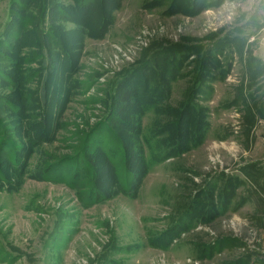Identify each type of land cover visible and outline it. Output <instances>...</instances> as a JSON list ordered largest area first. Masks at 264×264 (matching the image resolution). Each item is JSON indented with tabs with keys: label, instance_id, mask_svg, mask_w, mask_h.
Segmentation results:
<instances>
[{
	"label": "rangeland",
	"instance_id": "374dc122",
	"mask_svg": "<svg viewBox=\"0 0 264 264\" xmlns=\"http://www.w3.org/2000/svg\"><path fill=\"white\" fill-rule=\"evenodd\" d=\"M260 199L264 0H0V264H227Z\"/></svg>",
	"mask_w": 264,
	"mask_h": 264
},
{
	"label": "crops",
	"instance_id": "0c3cea01",
	"mask_svg": "<svg viewBox=\"0 0 264 264\" xmlns=\"http://www.w3.org/2000/svg\"><path fill=\"white\" fill-rule=\"evenodd\" d=\"M246 178L247 180L245 181V184H248V182L252 183V181L248 178V176H246ZM259 201H260V204L258 205V207L255 208V210L253 211V214L255 215L254 219L258 223V227L262 228V226L260 225H262V221L264 219V212H263L264 209H262L264 208V201L262 202L261 199ZM247 222L249 223V221ZM256 228L257 227H255V229ZM253 244L254 245L251 248L254 249V252L251 255H248V253H245V255H240L242 257H240L239 260L241 258H247L248 256H251V259L250 260L248 259L245 262L246 264H264V237L254 240ZM236 262H237V259L231 258L229 259V261H227V264H236Z\"/></svg>",
	"mask_w": 264,
	"mask_h": 264
},
{
	"label": "trees",
	"instance_id": "16d2710c",
	"mask_svg": "<svg viewBox=\"0 0 264 264\" xmlns=\"http://www.w3.org/2000/svg\"><path fill=\"white\" fill-rule=\"evenodd\" d=\"M246 176H248V178L251 180V178H250V176L249 175H246ZM252 181V180H251ZM232 191V190H231ZM244 259L242 258V259H240L239 261H237L236 262V264L238 263V262H242Z\"/></svg>",
	"mask_w": 264,
	"mask_h": 264
}]
</instances>
